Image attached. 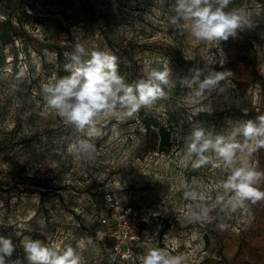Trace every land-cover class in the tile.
Returning <instances> with one entry per match:
<instances>
[{
  "label": "rangeland",
  "instance_id": "1",
  "mask_svg": "<svg viewBox=\"0 0 264 264\" xmlns=\"http://www.w3.org/2000/svg\"><path fill=\"white\" fill-rule=\"evenodd\" d=\"M174 4L0 0V236L15 246L9 264H28L22 241L29 238L61 253L72 247L81 264H142L150 249L182 264H264V200L220 211L217 197L232 195L221 187L229 171L211 153L198 169L185 156V138L195 128L228 135L237 122L264 115V0H231L225 11L243 12L250 27L220 43L195 40L185 22L173 25ZM78 43L115 55L129 84L151 69H170L173 86L131 117L119 111L99 117V137L78 134L46 107L42 91L60 78ZM196 69L222 73L220 87L194 97L181 81H191ZM143 112L171 129L170 148L148 150ZM78 138L94 145L91 156L75 153ZM237 161L264 171V148L238 152ZM256 187L264 191V181ZM185 191L204 199H185ZM107 192L140 212L133 259L107 242L103 221L113 214ZM202 209L205 218L190 219Z\"/></svg>",
  "mask_w": 264,
  "mask_h": 264
},
{
  "label": "clouds",
  "instance_id": "2",
  "mask_svg": "<svg viewBox=\"0 0 264 264\" xmlns=\"http://www.w3.org/2000/svg\"><path fill=\"white\" fill-rule=\"evenodd\" d=\"M230 2L231 0H175L176 15L171 18V23L181 26V22H185L183 26L190 28L191 37L200 42L220 43L230 37L236 38L238 32L248 25V21L239 10L225 11ZM66 55L69 62L63 68L70 74L43 84L44 100L46 107L54 110L66 125L87 137L100 136L101 131L97 127L99 117L114 116L117 111L131 117L141 107H151L157 99L165 97V86H173L170 69H151L147 71L146 78L129 84L118 71L117 57L109 52L89 51L78 43ZM193 73L192 80L184 79L181 85L194 89V97L216 91L224 78L222 73L211 69L206 74L201 69H196ZM24 75V70H21L17 78ZM201 75L204 76L203 80L200 79ZM72 148L77 155L83 157H89L95 151L89 140L80 138ZM261 148H264V115L255 120L237 122L228 135H212L201 127L195 128L185 138V156L193 158V169L210 163L213 157L208 153H211L229 171L221 187L225 193L232 195L227 200L218 196L216 201L221 206L220 211L226 212H235L245 207L247 201L255 204L264 200V191L256 187L264 181V171H257L247 165L236 166L238 152L246 151L251 154ZM184 197L190 200L204 199L195 191H185ZM205 216L202 209L193 211L190 219L201 220ZM22 244L28 264L82 262V257L72 247H67L61 253L38 239H25ZM14 250L12 240L0 236V264H9L6 258H10ZM11 264H19V261H12ZM142 264H182V258L166 255L160 249H150L143 256Z\"/></svg>",
  "mask_w": 264,
  "mask_h": 264
},
{
  "label": "built area",
  "instance_id": "3",
  "mask_svg": "<svg viewBox=\"0 0 264 264\" xmlns=\"http://www.w3.org/2000/svg\"><path fill=\"white\" fill-rule=\"evenodd\" d=\"M104 198L113 211L112 217H105L103 221L107 227V234L115 240L112 248L123 258L133 259L141 220L140 212L138 208L125 203L111 192L105 193Z\"/></svg>",
  "mask_w": 264,
  "mask_h": 264
},
{
  "label": "trees",
  "instance_id": "4",
  "mask_svg": "<svg viewBox=\"0 0 264 264\" xmlns=\"http://www.w3.org/2000/svg\"><path fill=\"white\" fill-rule=\"evenodd\" d=\"M118 64V71L121 73L123 70V66L120 63ZM70 73L65 71L64 69L60 72L59 77H64L69 75ZM142 123L144 128L146 129V145L152 143V146L149 147V151H162L170 148L173 144L172 131L170 128L165 126L163 123L159 121V119L155 116L148 115L147 113H142ZM148 136V137H147ZM38 190L41 194H44L45 190L40 188L34 189ZM107 242L110 247H113L115 240L112 237H106Z\"/></svg>",
  "mask_w": 264,
  "mask_h": 264
}]
</instances>
